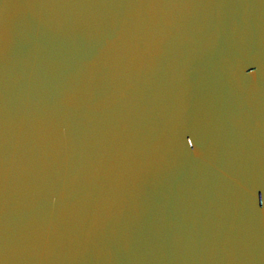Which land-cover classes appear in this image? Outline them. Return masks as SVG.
<instances>
[{"label":"water","instance_id":"obj_1","mask_svg":"<svg viewBox=\"0 0 264 264\" xmlns=\"http://www.w3.org/2000/svg\"><path fill=\"white\" fill-rule=\"evenodd\" d=\"M0 264H264V0H0Z\"/></svg>","mask_w":264,"mask_h":264}]
</instances>
